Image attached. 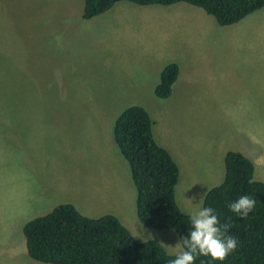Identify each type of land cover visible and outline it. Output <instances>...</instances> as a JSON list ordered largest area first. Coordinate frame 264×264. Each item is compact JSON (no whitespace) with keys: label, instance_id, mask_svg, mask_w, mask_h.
I'll return each mask as SVG.
<instances>
[{"label":"rangeland","instance_id":"obj_1","mask_svg":"<svg viewBox=\"0 0 264 264\" xmlns=\"http://www.w3.org/2000/svg\"><path fill=\"white\" fill-rule=\"evenodd\" d=\"M177 4L187 8L168 9ZM177 4L122 1L85 19V0H0V264H44L28 255L24 225L67 203L90 218L116 216L140 242L180 251L166 248L179 241L173 229L148 228L137 216L131 169L114 141L129 106L149 112L158 139L170 131L182 140L187 173L176 200L185 213L223 182L225 153L264 152V108L235 92L264 86L254 62L241 60L264 55V8L220 26L203 9ZM173 62L182 75L173 97L160 99L161 72ZM227 81L230 93L217 91ZM253 160L264 182V165ZM196 183L203 191L192 197Z\"/></svg>","mask_w":264,"mask_h":264},{"label":"trees","instance_id":"obj_2","mask_svg":"<svg viewBox=\"0 0 264 264\" xmlns=\"http://www.w3.org/2000/svg\"><path fill=\"white\" fill-rule=\"evenodd\" d=\"M127 1L139 6H169L180 2L203 9L220 26H230L264 8V0H85L83 17L91 19ZM180 74L173 62L161 72L155 96L168 99ZM114 141L131 169L140 222L158 230L173 229L187 236L188 216L176 200L179 166L153 135L149 112L138 105L117 117ZM223 182L210 189L204 205L216 210L228 234L237 237V249L223 261L199 257L196 264H264V182L255 179V165L243 153L228 151ZM241 195L255 198L247 217L231 212L228 204ZM23 234L28 255L44 264H166L173 255L160 242L138 241L114 215L90 218L72 204H61L46 215L30 220Z\"/></svg>","mask_w":264,"mask_h":264},{"label":"clouds","instance_id":"obj_3","mask_svg":"<svg viewBox=\"0 0 264 264\" xmlns=\"http://www.w3.org/2000/svg\"><path fill=\"white\" fill-rule=\"evenodd\" d=\"M255 206V198L249 195H241L228 204L229 210L241 218L247 217ZM192 209L186 213L190 225L188 235L181 236L174 247L166 246L180 249L166 264H196L199 257L223 261L237 249V237L228 234L229 225L220 223L213 207L205 206L200 198L199 203L192 202Z\"/></svg>","mask_w":264,"mask_h":264},{"label":"crops","instance_id":"obj_4","mask_svg":"<svg viewBox=\"0 0 264 264\" xmlns=\"http://www.w3.org/2000/svg\"><path fill=\"white\" fill-rule=\"evenodd\" d=\"M141 8L142 9H162L161 7L152 6V5L151 6H141ZM185 8H187V7H185L183 5L177 4V5L170 6L168 9H185ZM234 57L240 58L239 55L238 56H234ZM241 57H243L241 59L243 62H245V61L254 62V64L256 65L257 69L259 70V75L264 74V55H258V56L257 55H254L252 57L250 56L251 58H249L248 60H245L246 59V56H241ZM197 61H195V59H192L191 60V68H194L195 67V65L197 64ZM259 63H261L262 65L259 64ZM186 64L190 65V61H187ZM257 64H259V65H257ZM196 67H197V65H196ZM180 73H181L180 74V76H181L182 75V71ZM179 77H178V79H177V81L175 83V87L177 86V84L179 82ZM243 79L244 78H240L239 81H242ZM237 83H239V82H237ZM222 84H223V85H221L222 88H220L217 91H220V92H223V93H230L228 91V90H230L229 89V86L230 85H233L235 83H231L230 84V82L227 81V82L222 83ZM239 84H241V83H239ZM235 87L236 86H233L232 89H234ZM250 87H253V88H243V87H239V88L236 89L235 92L250 93L251 95L254 96L252 98L259 100L258 105H254V108L255 109H263L264 107L262 105H259V104L261 102V95L264 96V86L263 87H257L255 85H252ZM173 93H175V92H173ZM171 97H173V96L171 95ZM175 97H176V95H175ZM247 100H249V101H246L247 103L248 102H251V98H250L249 94H248ZM201 103H203V102H201ZM153 127H154V124H153ZM153 135H154V133H153ZM154 137H155V140L158 142L159 145H161L162 147L166 148L170 152V154L172 155L173 159L176 161L177 165L179 166L180 176H181L182 173H187L186 166H184L183 168H181L182 167V165H181V162H182L181 153H183V149H182L183 146L181 144V143H183L182 140L172 138V135H171V132L170 131L169 132L164 131V134L163 135H159L160 139H158L155 135H154ZM182 137L185 139V141H187V138L185 137V135H183ZM252 139H253L252 146H253L254 149H257V146L255 144L256 143H261V140H260V138L257 139L256 137H252ZM243 154L245 156H247L250 160L251 159L252 160L253 159H256V161H257L258 164H263L264 165V152H260V153L253 152L252 154H249L247 152H243ZM251 155H254V156H251ZM252 157H254V158H252ZM223 174H224V172H223ZM179 180H180V177H179ZM182 180L186 183V179L185 178H183ZM178 183H179V181H178ZM181 183H182V181H181ZM184 185L185 184H181V186H183V187H184ZM201 191H203V189L200 188L199 183H196V184L192 185V194H191L192 197H196L197 196V193H199ZM195 193H196V195H195Z\"/></svg>","mask_w":264,"mask_h":264}]
</instances>
